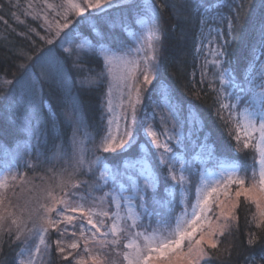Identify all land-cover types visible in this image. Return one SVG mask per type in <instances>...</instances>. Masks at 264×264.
Segmentation results:
<instances>
[{
	"label": "snow or ice",
	"instance_id": "6c2138e0",
	"mask_svg": "<svg viewBox=\"0 0 264 264\" xmlns=\"http://www.w3.org/2000/svg\"><path fill=\"white\" fill-rule=\"evenodd\" d=\"M5 7L21 27L17 31L0 13V23L9 33L0 43L13 34L27 42V47L9 50L12 57L27 61L18 65L24 69L25 83L8 116L25 138L24 152L16 158L24 168L42 169L41 180L47 177V181L29 187L27 198H20L17 190L23 191L21 185L30 182L19 163L0 174V257L6 256V249L17 250L4 264H208L214 257L209 250L220 251V238L232 235L234 227L238 231L242 198L243 207L251 212L246 222L257 230L249 232L248 246L264 238V0L259 6L254 0H161L159 4L156 0H28L23 10L9 0ZM257 7L252 60L238 79L228 50ZM165 10L178 20L196 17L201 45L204 41L209 45L201 75L206 77L210 65L213 80L208 87L216 93L217 117L232 125L228 135L237 153L251 150L250 164L219 159L207 134L194 146L182 136L189 118H181L183 105L161 83L156 70ZM114 12L120 15L114 17ZM74 17L104 19L112 34L91 25L96 38L92 43L76 31L81 21ZM134 25L142 30L132 31ZM117 30L131 35L138 46L118 41ZM36 37L52 47L41 48L33 57L29 52L38 43ZM109 41L115 42L114 51L105 47ZM202 51V46L196 48L197 53ZM92 58L103 59L100 71L89 64ZM257 64L261 71L253 74ZM70 80L86 91L106 87L102 128L90 131L82 106L72 100L70 111L64 113L70 129L67 144L62 135L57 136L58 143L45 155L41 144L46 142L48 122L40 120L45 108L41 93L45 86L66 93ZM18 83L3 80L0 100L14 93ZM149 86L164 98L163 107L159 100L154 102L151 115L142 107ZM114 90L118 102L113 100ZM224 93L235 103H225ZM155 109H161L158 126ZM189 117L193 125L201 124L198 115L189 113ZM89 144L94 159L88 155ZM96 152L119 157V166L110 167L109 157ZM33 154L35 164L25 159ZM94 192L102 194L94 196Z\"/></svg>",
	"mask_w": 264,
	"mask_h": 264
},
{
	"label": "trees",
	"instance_id": "16d2710c",
	"mask_svg": "<svg viewBox=\"0 0 264 264\" xmlns=\"http://www.w3.org/2000/svg\"><path fill=\"white\" fill-rule=\"evenodd\" d=\"M19 3L20 10H23L27 6L28 0H12V3ZM161 0H156V3H160ZM259 6L260 0H254ZM9 4V0H0V13H2L12 27H16L17 31L21 26L16 25L12 20L11 14L6 5ZM13 12L18 11L16 8H12ZM227 13V12H226ZM87 15V14H86ZM119 12H114L113 16L118 17ZM259 15V7L254 11V17L250 18L245 24V30L241 34L237 42L233 43L229 48V53L232 59V69L238 79L242 78L248 69L249 62L252 60V49L257 41V35L252 28V19ZM79 19L81 23L77 26L76 31L81 37H87L92 43L96 42V38L92 35L90 26L95 25L98 32H102L106 35H111L109 32V26L104 19L95 18L85 20ZM162 20L164 32L162 34V43L159 51L158 63L156 70L161 79V83L172 90L173 95L183 105L184 112L183 118H188L189 113H194L200 118L201 124L190 126L189 123L183 128L184 136L191 140L194 146L198 139L202 138L205 134L208 135V143L211 144L216 154L221 160H239L241 163L250 164L252 162L253 153L251 150L241 151L237 153L235 151V141L228 135L231 124L225 125L217 117V107L215 102L216 93L208 87L209 82L213 80L209 74L206 73V77L201 75L202 62L199 58V53L196 52V48L199 47L201 29L197 23L196 17L193 15L190 20H178L170 11L165 10L162 12ZM33 26H36V22H32ZM135 26V25H134ZM226 27V26H224ZM43 35V29H39ZM205 31V30H204ZM9 33L5 31V26L0 23V40L4 36H8ZM114 35L117 40L124 43H130V39L127 34L119 32L117 30ZM38 43L35 49L29 52L30 55L35 57L41 48L47 49L52 47L44 44L36 37ZM27 47V42L17 38L14 34L9 36V39L0 43V83L5 79L19 80L16 84L14 93H9L6 99L0 100V172L6 171L7 168L15 167V164L20 166L22 173H26L27 177H36V181L44 176L42 169L33 170L31 168H24L23 161H18L17 154L24 152V136L17 131L8 121V116L11 111V106L14 104V97L19 99L21 96V88L25 83L24 79H21V74L24 69L18 67L22 63H27L23 58L16 59L10 55L9 50H15V48L21 45ZM105 45L114 47L115 42L109 41ZM99 46V45H97ZM58 47V44H57ZM56 54V49H53V55ZM89 64L96 70L100 71L103 65L102 58H92L89 60ZM75 77H73L74 79ZM83 78V77H81ZM203 80V82H201ZM156 82H154L155 84ZM219 88L218 81L214 84ZM87 87V86H86ZM158 87V86H157ZM146 92V99L143 103V108L147 110H154V102L161 101L156 91L151 90ZM106 87H101L97 90L86 91L79 85L75 84L73 80L69 81L67 92H63L57 87L45 86L41 93L45 108L40 112L41 122H48V135L46 142L41 144V151L48 155L53 148V145L58 143L56 137H63L65 144H67L68 135L70 129L67 127L64 121V113L69 112L71 109L72 100H77L81 107V114L87 121L90 131L98 132L102 128V108L104 103V93ZM198 93V95H197ZM3 91H0V96H3ZM227 93L221 96L225 103H235L234 100L226 99ZM233 101V102H232ZM243 105L239 106L242 109ZM238 109V110H239ZM227 118V113H225ZM54 122V123H53ZM234 131V130H233ZM190 134L188 137L187 134ZM141 138V136H139ZM143 139V138H142ZM97 143L99 142V136L96 137ZM143 141V140H142ZM88 146L93 147L91 144ZM7 148V154L4 149ZM135 151L133 154H135ZM197 151H199L197 149ZM108 156L106 161L108 164H119L120 158L115 157L113 154H103ZM192 155H195L193 153ZM33 164L36 163L35 154L31 157H25ZM191 160V155L187 157ZM16 161V162H14ZM199 163V161H195ZM211 166V165H210ZM163 175V172L161 173ZM100 194V192H94V194ZM254 211V209H252ZM238 231L235 230L232 235H227L220 238V251L209 250L214 253L212 260L208 261V264H264V238L261 239L254 247H249L247 244L248 234L252 231H257L254 227L246 221L251 220V212L243 207L238 209ZM54 235V234H53ZM264 236V234H261ZM54 247V245H53ZM229 249L230 255L224 250ZM16 249H6V256L0 257V264H4L5 259L11 261L16 255Z\"/></svg>",
	"mask_w": 264,
	"mask_h": 264
},
{
	"label": "rangeland",
	"instance_id": "374dc122",
	"mask_svg": "<svg viewBox=\"0 0 264 264\" xmlns=\"http://www.w3.org/2000/svg\"><path fill=\"white\" fill-rule=\"evenodd\" d=\"M223 14H224L225 16H227V13H226V12H224ZM222 27H224V25H222ZM141 30H142V29H141V27H140L139 25H135V26H133V28H132V31H134V32H136V33H139ZM204 34H205V36H207V29H205ZM127 36H128V38L130 39V43H132L133 45H135V41H134V39L131 37V35H128V34H127ZM135 46H138V45H135ZM201 46H202L203 51H202L201 53H199V58L201 59V62H202V65H203V64H204V56H205V54H207V51H208L209 45L207 44L206 41H204V43L201 45V39H200L199 47H201ZM212 46L214 47L215 45H212ZM97 47H99V46H97ZM105 47H107V45H105ZM107 48H109L110 51H114V47H110V46H108ZM116 54H117V55H120V53H118V52H117ZM133 55H135V53H133ZM141 55H143V53H141ZM209 59H211V57H209ZM102 60H103V59H102ZM255 68H256V71H255L253 74H256V73H258V72L261 71V69H260V65H259V64H257V65L255 66ZM114 71L118 74V73L120 72V68H119V66H117V67L114 69ZM205 71H206L207 74H209V75L212 77V74H211V66H210V65H209L208 68L205 69ZM154 82H155V81H154ZM154 82H153V83H154ZM256 82L259 83V82H260L259 79H257ZM149 87H150V86H149ZM232 91H235V90H233V89H229V92H232ZM256 91L258 92L259 89L257 88ZM117 97H118V93L114 90V91H113V100H114V102H118ZM145 97H146V93H145ZM232 102H233V101H232ZM160 104H161V106L163 107V105H164V98H163V97L161 98ZM142 107H143V105H142ZM242 108H243V107H242ZM144 110L147 111L149 115H151V113L153 112V110L150 111V110H147L146 108H145ZM155 111L157 112L156 124H157V126H158V125H159V119H160L159 113H160L161 109H155ZM164 114L167 115L168 113L165 111ZM192 114L195 115L194 113H192ZM141 115H142V113H141ZM188 118H189V125L192 126L193 124L191 123V119H190L189 116H188ZM197 125H199V124H197ZM197 125H195V126H197ZM181 134H182L183 137H185V136H184L183 129H181ZM187 136L189 137L190 134L188 133ZM142 138H143L142 136H141V138H139V136L137 137V139L140 140L141 143H143V141H142L143 139H142ZM185 138H186V137H185ZM88 148L90 149V151H89V153H88L89 157L94 159V155H93V153H92V151H91L92 147L88 146ZM153 151H155V150L153 149ZM95 155H101V154H100V152H96ZM14 162H16V161H14ZM16 163H17V162H16ZM107 164H108V163H107ZM119 164H120V163H119ZM119 164H114V163H113V164H108V165H109L110 167H116V166H119ZM16 167H17V165L15 164V167H13V169H15ZM97 167H100V166H97ZM210 167H211V166H210ZM9 168H11V167H9ZM4 172H5V171H1L0 174H2V173H4ZM97 175H99V172H97ZM25 179H26L27 181H29L30 183L27 184V185H21V188L23 189V191L17 190V193H16V196H17V197H20V198H27V196L29 195V193H28V188H29V187H32L33 185H41L43 182L47 181V177H44V181H42L41 178H39V181H36V180H38V179H36V177H33V176H30V177L25 176ZM109 183H111L110 180H109ZM101 194H102V193H100V194H97V193H96V194H94V196H99V195H101ZM68 239L70 240L71 237H69Z\"/></svg>",
	"mask_w": 264,
	"mask_h": 264
}]
</instances>
